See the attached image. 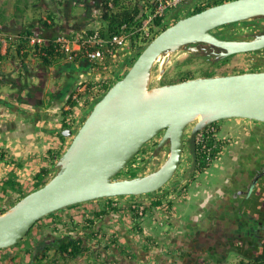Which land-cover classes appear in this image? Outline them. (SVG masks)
I'll return each instance as SVG.
<instances>
[{
  "label": "water",
  "instance_id": "water-1",
  "mask_svg": "<svg viewBox=\"0 0 264 264\" xmlns=\"http://www.w3.org/2000/svg\"><path fill=\"white\" fill-rule=\"evenodd\" d=\"M191 7L143 47L75 134L71 129L62 132L64 137L74 136L55 164L54 175L0 214V250L18 244L37 221L64 208L158 191L174 177L183 154L185 129L193 123L188 139L191 169L197 163L196 136L208 125L233 118L264 123V71L201 76L151 88L156 61L169 53L193 52L191 46L206 44L220 49L217 57L224 59L264 49V32L246 40H225L211 32L264 18V0H230L193 14ZM161 133L154 155L166 146L165 161L146 175L116 178Z\"/></svg>",
  "mask_w": 264,
  "mask_h": 264
},
{
  "label": "flooded vegetation",
  "instance_id": "flooded-vegetation-1",
  "mask_svg": "<svg viewBox=\"0 0 264 264\" xmlns=\"http://www.w3.org/2000/svg\"><path fill=\"white\" fill-rule=\"evenodd\" d=\"M195 8L196 7L191 9L190 13ZM259 21L261 20L258 19V21L246 25L249 26L247 28L249 33L246 37H234L232 39L246 40L251 39L259 33H263L264 22L262 21L263 23H259ZM236 28L237 27L233 28L232 31ZM191 47H193L195 51L190 52V54H195L200 58L208 60L212 65H219L224 60L218 59L217 57V54L221 50L215 49L210 45L197 44ZM7 49H9L8 45ZM247 54L251 55L252 61L258 62L261 65L247 72L264 71V49L249 52ZM17 61V66L15 68L20 70V72H24L25 75L31 77L38 76L39 84H33L28 87L27 85H21L20 81L16 84L14 83V85L19 87L20 91L17 95L13 96V104L7 102L4 96H0V118L5 116L7 119L6 121L1 120L0 122V136L4 133L2 129L6 128L5 132L10 133L14 132L12 126L18 125L15 121L12 122L9 120L10 114L6 113V110L10 109L12 113H14V116H11V118L18 117V114L22 116L25 114L22 112L23 109L17 107L18 104H22L23 106L33 108V110L36 109L34 112L35 114H32L30 117L34 118L36 113L38 112L40 114L41 110L45 109L48 104L52 105L55 102L63 105L65 102L64 96L70 88L67 87L66 91H62V89H60L62 84L59 86L58 83L55 82L52 87L53 89L51 88V94L48 91L46 92L47 78H57L60 76L59 70H56L57 67L45 68L41 63H36V66H31L33 62L24 66L19 64L18 59ZM31 61H33V59H31ZM18 66L21 67L18 69ZM6 78L7 80L5 81H12L14 79L9 74ZM72 78L73 77L65 78L64 81L68 82L67 86L72 81ZM54 88L56 90H54ZM25 89H27L26 92H24ZM43 117L45 118L44 115ZM82 120L83 119L79 118L75 120L76 123L71 127V130L81 124ZM193 126L194 123L189 125L185 129L183 136L184 147L181 162L187 154L189 157L188 165L182 168L180 162L174 177L168 183L158 191L147 194V196L150 197L148 204L144 200H140L139 196H122L92 200L64 208L51 216L39 220L21 241L26 242V245L19 248L10 247L9 249L12 250L10 254H8V252L7 254H1V258L12 260L9 264H15L14 262L16 259V261H19V264H139V259L143 261L151 257L153 259L151 264H177V261H179L178 259H180V257L178 258L177 256H182V260L180 261V263L183 262L182 264H225V256L230 249L235 250L242 258L243 256L252 258L264 254V130L261 131L259 128L255 127L260 130L258 132L260 133V138H257L256 135H251L253 138L247 136V138H249L243 141L246 151L236 156L235 167L231 166L230 168V170H236V173H234L232 179L228 178L224 181L223 186H220L224 191L222 195H225L226 206L228 205L230 209H228L230 213L227 222L219 224V221L205 230L208 225L206 223H209V221L205 223L203 219L201 220L202 210H198L193 214L191 209L194 204H187L188 208H186V204L180 207L174 204L175 202L173 201V198L177 196L175 194L178 193V190L182 188L185 190L195 185L197 182L196 174H202L197 170H207L208 168H201V165L198 166V164L202 162V160L198 161V152L200 155L202 153L201 156L204 155L202 147H206L205 142H209L208 140L210 139L205 128L196 136L197 163L195 168L191 169L193 158L189 149L188 139ZM9 127L10 129H8ZM65 130L66 129L61 127L60 119L52 132L56 135H62V132ZM219 134L220 132L214 135L215 143L213 147L217 148L220 146L222 151H224L230 147L233 142L230 141L229 138L219 137ZM253 134H255V132ZM161 136L162 133L146 143L138 154L129 162L130 164L128 163L129 165L123 170H136L137 176H143L156 170L158 166L144 173L142 170L143 168L137 166L134 161H136L138 155L142 154V158H146V162H148L151 158L157 157L164 149L168 150L165 146L154 155L155 148ZM0 143H3L1 137ZM149 144L152 145L147 149L146 145ZM219 155L215 160L218 159ZM209 158L210 157H208V159ZM205 162L208 163V161ZM140 170L142 171L140 172ZM179 171H182L180 178L171 184L172 180L179 175ZM120 174H118L116 178H133L128 174L124 177ZM158 197L162 204L160 206H153L154 201ZM110 201L111 204H109ZM87 203L95 204L89 209L86 207ZM111 205L117 208L118 211H107L106 214L99 215L98 217L95 216V213L108 210ZM72 209H74L76 213H71ZM160 211H164L162 217L159 219L156 215H153L151 218L155 217L151 221L157 223L164 219L160 221V223L166 222L169 224V229L163 232V234H158V230L154 226V232L150 231L147 233V230H145L147 228L140 226V223L137 221L142 220L144 223L148 214L150 217L151 213L154 214V212ZM125 212H127L126 215L123 214ZM180 212L183 214L181 218L180 216L178 217L177 214ZM121 216H123V218L129 216L134 222L132 230L142 234L140 238L141 247L139 250V252L141 251V255L136 252V245L131 244V239L126 235L121 224H117ZM176 218H179L177 219L180 221L179 224L174 222ZM194 218L198 220L195 221ZM204 219L206 220L207 218L204 217ZM143 223L142 225H145ZM179 226H181V229H178ZM178 230H180V232ZM88 237L91 239L87 242L86 239ZM67 240H75L78 243L83 242V246H87L89 249L82 255L71 257L69 255L71 252L70 248L68 252H63L62 250V245L65 244ZM115 243L120 245V248H116L114 245ZM121 248L126 249L129 253L123 252ZM9 249L7 248V250ZM173 256L177 257V259L175 260Z\"/></svg>",
  "mask_w": 264,
  "mask_h": 264
},
{
  "label": "rangeland",
  "instance_id": "rangeland-1",
  "mask_svg": "<svg viewBox=\"0 0 264 264\" xmlns=\"http://www.w3.org/2000/svg\"><path fill=\"white\" fill-rule=\"evenodd\" d=\"M59 6L56 3V0H0V24L3 25L1 27L2 36L3 37H9V36H15L20 30L21 26H26L28 23H32L36 19H40L42 16H47V13H54L57 17L56 22L58 23V10ZM66 10V9H65ZM87 10L85 8V5L81 4H75L72 5L71 11L74 16H82V18L79 19V21H88L91 19L92 14H87ZM62 14V17L64 16V10L62 9L60 12ZM95 13L92 16V19L90 20L91 24H100L102 23L100 20H94ZM99 17V15H98ZM60 21V19H59ZM63 21V19H62ZM254 21V20H253ZM253 21L250 24L253 23ZM35 27H37V23H34ZM249 24H241L237 26V28L233 31L235 37H246L249 31L247 28L249 26H246ZM246 29V30H245ZM56 36L59 35L58 33L55 34ZM60 35L67 36L66 32L60 33ZM82 34H80L81 36ZM1 36V37H2ZM80 36H74V37H80ZM3 39V38H2ZM5 44V42H2ZM124 53L120 54V62L117 64L114 61H111L110 65H107V69L105 72H92L90 76V82H95L97 85L103 80H109L112 72L115 71V69H119V66L125 71L129 69L131 58L136 56L138 53V49H132L130 46V43L128 42L123 48ZM120 51V50H119ZM126 55V56H125ZM130 55V58L127 56ZM127 58V59H126ZM230 58V59H229ZM227 66L229 67H235L238 71L232 72L233 74L241 73L242 71H251L258 66H261L258 62H254L251 60V55L247 53L242 54H234L231 57L224 58V62L227 61ZM127 61V68L126 64L124 62ZM191 62L193 64H180L178 68H175L178 63L181 62ZM163 65V66H162ZM211 63L208 60H205L203 58H200L199 56L195 54H190L188 51H179L175 53H169L168 55L162 57L159 59L152 70V77H151V88L161 85L162 81V75L165 73V75L168 77V83L172 84L177 82V77L174 75L176 72V69H191L196 77L202 76V71L208 69L211 67ZM36 66V63L31 65ZM161 70H165V72L162 74ZM264 70V67H263ZM124 71V72H125ZM227 70H224L221 72V74H230L226 72ZM123 72V73H124ZM7 73L14 78L12 81H1L0 80V96H4L5 100L7 102H10L13 104V96L17 95L19 93L20 89L18 86L14 85V83H18L20 81L21 85H27L28 87L32 86L33 84H37L39 82V77H31L28 75H25L24 72H20V70H17L14 65L10 64L7 65ZM22 74V75H21ZM220 74V75H221ZM219 75V74H218ZM159 76L161 79H159ZM195 77V78H196ZM65 78H67V73L64 72L61 74V76L55 77H48L46 80V92L48 91L51 94V88L53 87L54 83L57 81L64 82ZM88 80V81H89ZM86 81V80H85ZM82 81H79L80 83ZM39 84V83H38ZM96 85V86H97ZM53 89V88H52ZM27 89L24 90L26 92ZM54 90H56L54 88ZM99 90V89H98ZM23 95V94H22ZM80 102L78 103V106L74 110L73 117L75 120L83 119L87 117L88 110L91 107L92 104H89V106L86 105V96L81 95ZM97 101V100H96ZM94 101V102H96ZM49 102V101H48ZM93 102V103H94ZM21 103V102H19ZM49 105V104H48ZM47 105V107H49ZM19 109H23L22 112H24V115L18 114L16 118H11V116H14V113H12V110L8 109L5 112L10 114L9 120L12 122L15 121V123H18V125H13L14 132H5L6 128L2 129L4 133H2L1 139L3 140V143H0V153H5V159L0 160V181L7 177H14L17 181H19L22 184V190L25 192H28L33 187V178L37 171H39L43 167H47L49 169H52L50 171V175L48 179L54 175L55 173V165H52L53 163L56 164L59 160L57 157H54V159L49 158L48 151H59L60 154H63L68 146L70 145L73 136L71 137H65V140L62 142L58 135L53 134L52 130L53 128H56V124L59 123V120L61 119V110L63 105L53 103L52 108L48 109L45 113L40 112V114L37 112L36 116L34 118H30L32 114H35L36 111L33 110V108H30L29 106H23L22 104H18L17 106ZM46 107V108H47ZM40 111V110H39ZM29 112V113H26ZM5 114V113H4ZM30 114V115H29ZM47 115V117L44 118L45 121H42L40 118H42ZM39 117V120H38ZM81 117V118H80ZM1 120L6 121L7 119L5 116H2L0 118ZM38 122V123H37ZM76 123V122H75ZM74 123V124H75ZM73 124V126H74ZM82 124V122H81ZM81 124H77L79 127ZM216 126L219 128V137L223 138H229L231 143V146L222 151L218 157L217 160H215L202 174H196L197 182L195 185L189 187L188 189L182 188L178 190L177 196L173 198L174 204L179 205L182 207V205L186 204V208H188V203L193 205V201L196 203H202L200 200V197H202V192H205L206 188H214L217 192L220 189V186H223V183L228 178L232 179L234 176V173H236V170H230L231 166L235 167V160L236 156L241 155L242 152L246 151V147L244 146L243 141L247 138V136L253 138L251 135H256L257 138H260V133H258L260 130H264V123L249 120V119H242V118H233V119H226V120H220L215 122ZM257 124V125H256ZM11 127V126H10ZM10 127L8 129H10ZM77 127L73 128L74 134L77 131ZM255 127L259 128L260 130L256 129ZM59 128V127H58ZM45 130V132H44ZM256 130V131H255ZM255 132V134H253ZM262 133V132H261ZM263 136V135H262ZM248 137V138H249ZM247 138V139H248ZM264 138V137H263ZM157 139V138H156ZM155 139V140H156ZM230 143V142H229ZM152 145V144H151ZM149 145L147 146V149H149ZM243 148V149H242ZM168 150L164 149L159 153V155L155 158H151L148 162H146V158H142L143 155L140 154L137 156L135 164L137 166H141L143 168L142 170L144 173H147L150 171V169L154 167H159L167 158ZM239 159V158H238ZM189 163V157L186 154L184 160L181 162L182 168H185ZM20 164V165H19ZM145 167V168H144ZM54 168V169H53ZM140 170V172L142 171ZM127 170H122L121 174L122 177L126 176ZM182 174V171H179V175L172 180L171 184L176 182ZM199 187V188H198ZM200 191V197H195L194 192ZM216 192V193H217ZM19 196L18 192H13L12 190H8L5 192L3 187H0V207H6L13 201H15ZM203 198V197H202ZM140 200H144L149 203L150 197L147 195H141L139 196ZM213 197L209 199H203L204 202L207 200H211ZM200 200V201H199ZM95 203H87L86 207L91 209ZM190 208V207H189ZM179 209V208H176ZM184 209V208H182ZM180 209V210H182ZM185 210V209H184ZM78 211V210H77ZM152 212V211H151ZM164 211L160 212H154V214L151 213L150 217L149 214L147 215V218L144 220L143 223L142 220H138L137 222L140 223V226L143 228H147V233L150 231L154 232V226L158 230V234H163V232H166L169 229V224L166 222L160 223V220L157 223H153L151 220L154 219L151 218V216L156 215L159 219L162 217ZM71 213H76L74 209H72ZM127 212L123 213L126 215ZM189 213V212H188ZM193 213V211H192ZM178 217L182 215V213H177ZM131 220V222H130ZM177 224L180 223L179 220L175 219ZM145 224V225H142ZM117 224H121V226L124 229V232H126V235L129 236V239L131 244L136 245V252L141 255L140 247V238L142 237V234L136 231H133L132 228L134 226V222L129 216L126 218H123V216L119 217ZM178 229H181V226L178 227ZM180 232V230H178ZM23 245H26V242H20L17 245L13 246V248H19ZM9 249V248H8ZM12 250L9 249H2L0 251L1 254H10ZM143 257V256H142ZM179 261H177V264L180 263L182 260V256H177ZM177 257L173 256L175 260ZM242 257L236 253L235 250L230 249L225 256V264H234L238 260H241ZM0 264H9L12 262V260H6L3 258L1 259L0 256ZM15 260V259H14ZM17 260V259H16ZM15 260V264H19V261ZM4 261V262H3ZM26 261V260H24ZM144 261V262H143ZM139 259V264H151L153 262V259L151 257H148L147 260ZM133 264V263H132Z\"/></svg>",
  "mask_w": 264,
  "mask_h": 264
},
{
  "label": "trees",
  "instance_id": "trees-1",
  "mask_svg": "<svg viewBox=\"0 0 264 264\" xmlns=\"http://www.w3.org/2000/svg\"><path fill=\"white\" fill-rule=\"evenodd\" d=\"M230 1V0H213L210 2H203L199 3L196 8L191 12L198 13L201 12L211 6L221 4L223 2ZM152 5V4H151ZM152 8V7H151ZM102 12H101V19L104 23L103 27L98 29H90L86 30L82 33L83 37H89L94 34H97L100 38H108L112 37L113 35H117L120 33H129L135 28H141L142 27V21L146 18L147 14H140V10L138 9V5L136 2H133V0H104L102 2L101 6ZM57 17L54 13L50 12L47 13V16H42L40 19L34 20L32 23H28L26 26H21V30L15 35V36H9L5 38L6 44L9 46V49H7V54L15 55L17 56V59L19 60L20 65H27L31 63V59L35 61V63H41L45 68H54L59 67L63 63H65L67 60V56L64 52L60 50V46L54 42L55 36L48 37L49 34H53L57 31V28L59 24L56 22ZM259 23L264 22V18L259 19ZM177 20L173 21L171 24H174ZM258 20H254L256 22ZM263 21V22H262ZM34 23H37V27H35ZM249 21H243L238 23H232L228 25L221 26L219 28H216L212 30L211 32L215 34L217 37L221 39H232L235 37L232 29L241 25V24H250ZM171 24H165L164 18L157 19L154 21V23L151 25L150 31L153 33V35L147 39H144L142 32H137L129 36V43L132 49H138V53L136 56L131 58L130 65L135 61L136 57L140 54L143 47L148 44L154 37H156L160 32H162L164 29H166ZM2 32L0 31V34ZM2 38V37H1ZM33 38H45L44 41L40 43L32 44L31 40ZM1 43V42H0ZM118 49L114 47H110V52H113ZM12 51V52H11ZM108 52V54L110 53ZM84 56L78 55L77 58L72 60L71 62L76 64L78 63L80 58H83ZM1 58V54H0ZM230 59V58H229ZM111 60V59H109ZM227 61H222L219 65H211L208 69L202 71V76H215L220 75L222 71L227 70L226 72L233 74L232 72L238 71L235 67H229L227 66ZM193 64L191 62L185 61L178 63L175 68H178L180 64ZM116 71V69H115ZM125 71L122 75H118L114 81H108L107 83L100 82L99 89L100 93L98 94L97 101H99L103 95L108 91V89L120 78H122L125 73ZM245 71H242L241 73H244ZM177 79V82H181L187 79L195 78L196 75L191 69H176V72L174 74ZM224 75V74H221ZM162 81L161 85L164 84H170L168 83V77L165 75V73L162 75ZM175 82V83H177ZM95 82H89L87 86V95H91V92L95 91L94 88H96ZM71 93L65 100L62 110H61V127L64 129H71L73 124L75 123V118L73 117L74 110L78 106V102L72 99ZM96 101V102H97ZM94 102L91 107L88 110V114L91 111L92 107L96 104ZM86 105L89 106L88 98L86 99ZM86 118V117H85ZM82 122L84 121V119ZM207 134H209L210 139L209 142H205L206 144V154L203 156L198 152V161L202 162L199 165H201V168L209 167L211 163L216 159V157L222 152V148L219 146L217 148L213 147V144L215 143V136L219 133V128L216 126L215 122L212 123L208 128H206ZM58 138L63 142L65 140V137L61 134H57ZM220 143V142H219ZM222 144V143H220ZM49 158L54 159V157H57L58 159L62 156V154L59 153V151H48ZM208 157H210L208 159ZM5 159V153H0V160ZM207 159V160H206ZM205 161H208L206 163ZM130 164V163H129ZM128 164V165H129ZM20 165V164H19ZM52 165H55L54 163ZM51 169L47 167L41 168L39 171H37L33 178V187L30 191L25 192L22 190V184L16 180L14 177H7L0 181V187L2 186L5 192L8 190H12L13 192H18L19 196L18 198L10 203L8 206L1 208L0 207V214L4 213L7 209H9L11 206H13L16 202H18L20 199L25 197L27 194L31 193L32 191H35L45 185L49 179ZM198 172L202 173L205 170H197ZM121 173V172H120ZM119 173V174H120ZM127 173L130 177L137 176L136 170H127ZM111 204V201L109 202ZM162 203L160 201V198L158 197L154 203L153 206H160ZM171 205V204H170ZM72 207V206H70ZM60 211V210H59ZM107 211H118L117 208L114 206H110L108 210H103L101 212L95 213V216L98 217L99 215L106 214ZM58 212V211H57ZM56 213V212H55ZM49 214L48 216L53 215ZM38 222V221H37ZM36 222V223H37ZM35 223V224H36ZM34 224V225H35ZM34 225L32 227H34ZM33 228H31L32 230ZM30 231V230H29ZM91 238H87L86 241H90ZM21 242V241H20ZM19 242V243H20ZM17 245V244H16ZM83 242H76L75 240L70 241L67 240L65 244L62 246L63 252H68V249H71V252L69 255L71 257H76L79 255H82L84 252H86L89 248L83 246ZM116 248H120V245L117 243L114 244ZM15 246V245H14ZM13 247V246H12ZM123 252L129 253L126 251V249L121 248ZM5 250V249H4ZM2 251V249L0 250ZM3 260V258H1ZM1 262V260H0ZM4 262V261H3ZM234 264H264V254L258 255L252 258H247L243 256V258L239 261H237Z\"/></svg>",
  "mask_w": 264,
  "mask_h": 264
},
{
  "label": "crops",
  "instance_id": "crops-1",
  "mask_svg": "<svg viewBox=\"0 0 264 264\" xmlns=\"http://www.w3.org/2000/svg\"><path fill=\"white\" fill-rule=\"evenodd\" d=\"M104 0H56L57 5L59 6V8H57L58 10V28L57 31L53 34H49L48 37L51 36H55L56 33L60 34L62 32H66L67 36L69 38H72L74 36H80V34H82L83 32H85L86 30H90V29H98L103 27L104 23L101 19V3ZM213 0H198V2L195 5H192V3L194 2V0H187L182 2L181 4L175 6L174 8L170 9L168 11V13L166 14L165 18H164V23L165 24H171L173 21L178 20L180 17H182V15L187 11V9L192 6L191 9H193L194 7H196L199 3H203V2H210ZM133 2H136L138 5V9L140 10V14H148L151 11V0H133ZM75 4H81L82 6L85 5V8L88 9L87 10V14H92L91 19L93 14L95 13V18H93L94 20H100L102 23H100L99 25L96 24H91L89 19L88 21H79L80 18L83 17V15L80 17L78 15L74 16L72 14L71 11V7L72 5ZM64 10V16L62 17V14H60L59 12L61 10ZM66 9V10H65ZM99 15V17H98ZM60 19V21H59ZM63 19V21H62ZM57 20V19H56ZM1 27H3V25L0 24V31H1ZM2 32V31H1ZM2 33L0 34V54H1V58H0V80L1 81H5L7 80V65H15V67L17 66V57H14L15 55H10L7 54V44L5 42V38L3 37L1 38ZM2 42H5V44H3ZM120 50V51H119ZM12 52V51H11ZM124 53L127 54L126 52H124V50H122V48L120 49H116L113 54L112 52H110L109 54L106 55V64L110 65L111 61L116 62L117 64H119L120 62V54L119 53ZM126 56V55H125ZM128 58H130V55L127 56ZM111 59V60H109ZM127 59V58H126ZM32 65L35 64V61H32ZM71 64L74 63H68V61H66V63L62 64L61 66L57 67L56 70H59V75L61 76V74H63L64 72L67 73V77H73L70 82V84L67 86V81H64L62 83V81H57L58 85L61 86L60 89H62V91H66L67 87H70L69 90H67V94L64 96V99L66 100V98L73 93L75 86L78 84L79 81H85V80H89L90 76L93 72L92 70V64L91 62H89L86 58H80L78 63L74 64V66H72ZM124 66H126L127 68V61L124 62ZM21 66H18V69ZM125 71V69L121 68L119 66V69H117L116 71L112 72L109 78L110 81H114L115 78L118 75H122L123 72ZM90 82V80H89ZM59 89V90H60ZM48 104V102H47ZM49 107H45V109H42L41 112L45 113L48 109L52 108V105H48ZM47 117V115L45 116ZM44 118V117H43ZM43 118L41 120H43ZM39 120V118H38ZM45 121V120H43ZM38 123V122H37ZM5 125V124H4ZM59 126V125H58ZM199 188V187H198ZM200 189L197 192H194V195L196 194L195 197H200ZM214 188H206L205 192H202V197H200V200L202 203H196L193 201V206L191 211H193V214L198 211V210H202V218L205 221V223L207 221H209V223L205 228V230L208 227H211L212 224H216L217 222H219V224L221 223H225L227 222V218L228 215L230 213V209L228 207V205L226 206V200H225V195L223 194V189L222 187H220V189L218 190V192ZM213 197V199L211 200H207L206 202H204L203 199H209ZM199 200V201H200ZM189 204V203H188ZM192 205V204H191ZM229 209V210H228ZM183 216V214L181 215ZM180 216V218H181ZM204 217H206L207 219L205 220ZM179 219V218H176ZM195 221H197V218H194ZM149 255V253H148ZM173 261V260H172Z\"/></svg>",
  "mask_w": 264,
  "mask_h": 264
},
{
  "label": "built area",
  "instance_id": "built-area-1",
  "mask_svg": "<svg viewBox=\"0 0 264 264\" xmlns=\"http://www.w3.org/2000/svg\"><path fill=\"white\" fill-rule=\"evenodd\" d=\"M187 0H151L152 9L147 14L146 18L142 21L141 28H135L129 33H120L117 35H113L108 38H100L97 34H94L89 37H72L64 35H57L54 38V42L60 46V50L65 53L67 56L68 62H71L78 55H83V58H86L92 64L93 72H105L107 69L106 66V55L108 54V50L110 47L114 48H123L129 41V36L142 32L144 39H147L153 35L150 31L151 25L155 20L165 18L168 11L175 6L181 4L182 2ZM45 38H33L31 40L32 44L40 43L44 41ZM161 79V78H160ZM104 83H107V80H103ZM89 81H82L78 83L73 91L72 99L80 102L81 95H85L88 103L93 104L94 101L97 100L98 94L100 93L99 85L94 88L95 91L91 92V95H87V86ZM206 147H202V151L206 154Z\"/></svg>",
  "mask_w": 264,
  "mask_h": 264
},
{
  "label": "bare ground",
  "instance_id": "bare-ground-1",
  "mask_svg": "<svg viewBox=\"0 0 264 264\" xmlns=\"http://www.w3.org/2000/svg\"><path fill=\"white\" fill-rule=\"evenodd\" d=\"M161 58H162V57H160L159 59H161ZM159 59H158V60H159ZM158 60H157V61H158ZM157 61H156V62H157ZM162 66H163V65H162ZM161 72H162V70H161ZM159 79H160V76H159ZM197 120H198V119H197Z\"/></svg>",
  "mask_w": 264,
  "mask_h": 264
}]
</instances>
